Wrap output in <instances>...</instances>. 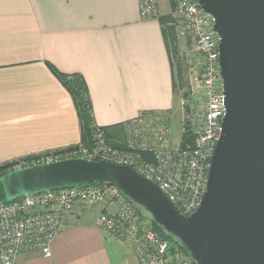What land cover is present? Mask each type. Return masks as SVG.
Here are the masks:
<instances>
[{"label": "crops", "instance_id": "1", "mask_svg": "<svg viewBox=\"0 0 264 264\" xmlns=\"http://www.w3.org/2000/svg\"><path fill=\"white\" fill-rule=\"evenodd\" d=\"M48 64L83 77L94 126L111 142L139 114L166 124L174 107L162 28L139 0H0V166L81 142L72 97ZM109 210L110 200L76 205L48 252L20 251L13 264H135L130 240L97 225Z\"/></svg>", "mask_w": 264, "mask_h": 264}, {"label": "water", "instance_id": "2", "mask_svg": "<svg viewBox=\"0 0 264 264\" xmlns=\"http://www.w3.org/2000/svg\"><path fill=\"white\" fill-rule=\"evenodd\" d=\"M218 36L225 115L206 190L181 214L130 165L75 157L0 175V203L20 195L111 182L176 237L194 264H264V0H198Z\"/></svg>", "mask_w": 264, "mask_h": 264}, {"label": "built area", "instance_id": "3", "mask_svg": "<svg viewBox=\"0 0 264 264\" xmlns=\"http://www.w3.org/2000/svg\"><path fill=\"white\" fill-rule=\"evenodd\" d=\"M174 16L181 21L180 33H187L201 55V68L191 80L203 94L201 122L192 141L175 144L169 124L148 120L143 114L126 124L125 138L111 142L104 128L94 126L87 144L82 142L9 163L4 170L36 163L84 157L130 165L154 182L183 215L200 205L206 190L208 169L221 134L225 115L219 65L218 36L213 17L198 0H172ZM142 17H157V0H139ZM1 175V172H0ZM110 200L115 210L97 215V225L115 236L130 240L135 264H194L193 258L143 223L138 206L114 184H79L27 193L0 203V264H13L20 251L48 252L63 226L64 215L78 206Z\"/></svg>", "mask_w": 264, "mask_h": 264}, {"label": "trees", "instance_id": "4", "mask_svg": "<svg viewBox=\"0 0 264 264\" xmlns=\"http://www.w3.org/2000/svg\"><path fill=\"white\" fill-rule=\"evenodd\" d=\"M172 4V2H171ZM158 20L160 22L162 32L164 35V39L166 42V46L168 49V53L170 55V61L172 65L173 70V93L175 95V88H176V80L177 77L182 82L181 85L184 87L187 91L184 93L185 96L189 95L190 93V87L188 82L185 80V68H186V61L184 62L182 60V64L180 62H176V68L174 69V63L172 60V53L176 54L178 53L177 44H178V38H177V32H176V23L173 22L172 15L168 14H160L157 16ZM175 21V20H174ZM50 70L58 77V79L62 82V84L66 87V89L69 91L72 100L74 102V105L76 107L78 119L80 122V129H81V142L84 144H87L90 140V136L93 129V118H92V108H91V102L88 97V89L87 85L83 79V77L79 73H63L59 71L54 65L48 64ZM106 135L108 136L107 129L104 128ZM194 129L189 123L188 119L183 121V128L181 133V139L180 143L183 144L188 141H192L195 138ZM10 164H4L0 166V172L1 175L4 174L6 171L4 170L6 167H8ZM104 182H94L90 184H100ZM111 183V182H108ZM113 184V183H111ZM153 229L162 237L166 238L169 241L173 240L176 243V246L178 249H180V252H183L184 254H187L189 257H191L189 251L182 245V243L175 238L173 235L166 232L160 225H158L153 220ZM174 245V244H173ZM192 258V257H191Z\"/></svg>", "mask_w": 264, "mask_h": 264}, {"label": "rangeland", "instance_id": "5", "mask_svg": "<svg viewBox=\"0 0 264 264\" xmlns=\"http://www.w3.org/2000/svg\"><path fill=\"white\" fill-rule=\"evenodd\" d=\"M171 2L172 0H157V6L160 14H171L174 18L173 22L176 23L178 53L177 56L172 53V60L174 63V69L176 68V62H180L182 64V60L184 62L186 61L187 66L185 68V80L189 84L190 93L187 96L184 95L187 90L182 87V82L179 80L178 76H176L177 80L174 95V107L170 114L165 115L166 117L161 120L170 125V139L173 143L178 144L181 139L184 120L188 119L194 129V133L197 131V127L201 122L203 94L198 91L194 85L195 82L193 84V80H191L194 75V71H198L201 68V55L198 53L191 37L187 33H180L181 21L174 16V4L173 2L171 4ZM136 205L139 208L143 223L153 229V219L150 212H148L141 205ZM170 243L176 245L173 240H170ZM182 253L183 252H180V254Z\"/></svg>", "mask_w": 264, "mask_h": 264}]
</instances>
